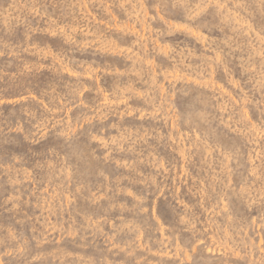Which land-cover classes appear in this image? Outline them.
Wrapping results in <instances>:
<instances>
[{"label":"clouds","instance_id":"obj_1","mask_svg":"<svg viewBox=\"0 0 264 264\" xmlns=\"http://www.w3.org/2000/svg\"><path fill=\"white\" fill-rule=\"evenodd\" d=\"M127 2L131 9L129 19L139 16L150 24L147 11H153L157 20L161 14L171 16L179 12L185 24L197 30L207 27L199 19L200 14L209 7L207 0H199V2L136 0L135 3L127 0ZM145 4L149 7L145 8ZM119 6L123 7V5ZM77 7H83V4L73 3L68 8L66 0H0V18L4 21V27H0V33H3L0 35V57L11 58L12 63L9 66L14 64L16 67L22 94H27L28 97L35 94L39 97L36 108L27 106L20 109L22 116L17 117L14 126L0 122V181L7 177L6 183L14 187L23 185L26 181L34 183L36 187L31 189V197L35 199V206L43 209L42 215L47 213L44 215L42 228L37 229L32 225L30 232L26 230L25 225L32 217H28L26 213L16 221L21 225L20 229L5 228L0 225V264H138L132 259L140 251L136 238L126 241L122 246L114 245L119 250L113 255L120 256L123 253L125 257L118 261L107 258L99 262L86 261L83 256L77 254L76 250L88 248L98 236L103 235L107 238L103 228L109 223L107 217L113 209L121 208V211L135 209L142 212L149 197L160 192L162 185L168 186L165 183L168 179L165 170L171 173L179 162L165 160L153 144L157 147H173V143L182 145L184 140L191 145L190 149H180L182 153L187 152L186 165L197 167L193 163V157H200L197 183L192 186L193 195L197 200L191 205L184 204L182 198L174 191L171 193L172 198L181 203L182 212L179 214L180 219L176 228L169 230L172 238L169 248L176 247L175 241L180 233L191 231L192 247L178 248L181 255L187 250L191 258L194 251L213 247L224 250L223 258L210 257L202 260L201 264H264V243L258 245L254 242V236L248 235L249 229L254 231L256 226L248 222L242 213L238 215L239 210H234L232 203L234 200L238 201L248 210L256 207L259 212L260 227L264 228V142L259 144V155L251 162L239 147L224 150L218 143L209 144L208 135L203 129L208 126L210 117L215 119L213 101H218L219 97L209 96L204 102L205 111L198 112L195 119L185 117L183 114L185 107L173 104L170 96L176 95L180 101H183L196 90L187 85L176 88L173 82L169 88V95L162 97L161 85L157 82L153 68L150 66L152 60L148 59L151 54L145 51L142 42H137L140 45L138 49L140 56L123 70H117L107 63L102 69L99 66L93 68L97 63L95 60L89 62L76 59L77 53L83 55L93 43L103 47L99 26L86 24L84 21L88 19L87 14L81 16L79 12L71 10ZM49 8L53 11L50 12ZM57 8L60 9L59 14L56 13ZM227 15L230 20L239 17L236 21L237 25L245 19H253L255 15L264 18V0H231V11ZM37 17L44 20L47 27H41ZM17 27L23 28L24 42L13 44L10 40H5L4 36L15 35ZM46 32L62 37L64 43L69 46L67 50H61L58 56L63 69L70 68L74 79L65 77L63 72L57 69L54 76L42 86L34 82L45 53H50L51 49L48 45L41 48L32 41V37L36 33ZM233 32L237 39H246V44L243 45L246 49V58L242 56L238 65L241 71L237 96L247 104L260 106L259 110L264 115V29H261L260 34L251 36L248 35L251 32L250 28L245 31L240 27H233ZM172 34L173 25L170 23L164 31L154 33L157 39ZM230 41L231 38L221 43L230 44ZM239 47L240 45L233 46L232 51ZM219 50L224 53L226 60L232 54L225 48ZM155 52L154 46L153 53ZM25 53L39 56L40 59L29 62ZM176 55L180 59L176 61L173 71L183 70L184 61L190 57L185 56L183 52ZM146 62L149 65L147 67ZM227 62L233 63L230 60ZM208 67L210 65L207 63L202 65L201 70L195 73L197 78L207 75ZM3 70L0 68V71ZM97 70L102 72V79L103 74L111 73L110 87L98 86L94 80L85 79L89 73ZM230 82L236 83V81ZM85 91L94 94L91 103L89 97L84 95ZM257 93L259 99L254 102L253 98ZM192 98L198 99V97ZM129 101L137 102L140 106L132 107ZM243 106L241 105V108ZM232 107L233 115L238 114L235 106ZM121 111L124 114L123 119ZM69 112L72 113L71 117L66 115ZM130 112L146 113L145 119H153L154 126L146 128L143 123L130 126L126 119ZM10 115L15 116L16 110H11ZM219 119L222 123L223 118ZM169 120L175 121L174 131L165 128ZM237 123L243 124L244 118L242 117ZM260 128L264 129V121H261ZM189 133L195 135L190 137L187 135ZM173 135L177 139L170 142ZM260 136L264 137V131L260 132ZM181 137L183 139H180ZM97 138L105 141L109 153L116 156L125 153L134 157L126 165H120L128 170L127 175L120 177V181H127V185L115 183L104 192V199L109 202L107 207H101L99 204V189L93 192L90 180L80 173L79 157L73 147L74 143L78 142L79 147L87 151ZM42 140L47 143L41 149L33 147ZM247 143L257 144V140L251 137ZM173 150L175 151L176 148ZM251 151L256 153L257 148L254 147ZM90 157L93 160L104 159L98 158L95 153H90ZM110 159L111 162H115V159L111 157ZM241 161L249 167L241 176L237 186L233 183V178L243 167ZM142 167L151 168V172L145 174L141 170ZM97 176L104 177L105 173L98 171ZM134 185H143V190L133 197L135 204L132 208L122 207L115 202V197L130 192ZM2 187L3 184L0 183V188ZM27 194L16 188L9 200L3 203H11L13 207L8 211L19 213L29 204V200L22 199ZM65 194L71 196L68 202L72 205L71 211L65 206L63 200ZM77 200L84 201L85 206L77 207ZM201 200L204 204L210 205L211 212L204 227L196 229L194 225L199 223V215H202L199 213ZM98 211L101 216L94 220ZM65 213L69 217L67 221L63 220ZM49 216H57L60 226L52 225L48 220ZM76 218H79V223ZM63 224H68V227L64 228ZM189 225L193 227L190 229ZM112 231L118 235L123 229L117 226ZM135 231L138 235L139 229ZM53 232L59 233L58 243L57 238L52 235ZM209 236L215 238L211 244L208 240ZM149 239L151 240V237ZM153 243L164 245L166 241L157 238ZM140 264H153V261L145 257ZM185 264H188V260H185Z\"/></svg>","mask_w":264,"mask_h":264},{"label":"rangeland","instance_id":"obj_2","mask_svg":"<svg viewBox=\"0 0 264 264\" xmlns=\"http://www.w3.org/2000/svg\"><path fill=\"white\" fill-rule=\"evenodd\" d=\"M131 2L135 3L136 0H131ZM194 2H199V0H194ZM207 2L209 3V7L199 16V19L207 27L197 30V28L185 24L179 12L171 16L161 14L157 20L153 11H147V17L151 20L150 24L139 16H133L129 19L131 9L127 0H66L68 8L73 3L83 4V7L71 10L79 12L81 16L87 14L88 19L84 22L86 24L98 25L101 30L100 40L103 41V47L98 43H93L92 47L83 55L77 53L76 59L87 60L89 62L95 60L97 63L93 65V68L99 66L102 69L103 65L107 63L113 65L117 70H123L125 67L130 66L136 57L140 56V52L138 51L140 45L137 42L144 43L145 51L151 54L148 59L152 60L150 66L153 68V74L156 75L157 82L161 85L160 95L162 97L169 95V88L173 82H175L176 88L187 85L196 90L190 93L189 97H185L183 101H180L176 95L170 96L173 104L185 107L184 116L192 119H195L198 112L205 111L204 102L209 96L219 97L218 101H213L215 105V119L210 117L208 126L203 129L208 135L209 144L218 143L224 150L239 147L241 152L251 162L259 155V144L264 142V137L260 136V132L264 131V129L260 128L261 121H264V115L259 110L260 106L254 107L252 104H247L237 96V92L239 91V73L241 71L238 65L241 62L242 56L246 58V49L243 47L246 44V39H237L233 32V27H240L245 31L250 28L251 32L248 35H257L260 34L261 29H264V18L255 15L253 19H245L237 25L236 21L239 17H233L230 20L227 15L231 11V0H207ZM119 5H123V7ZM148 7L149 5L145 4V8ZM49 11L52 12L53 9L49 8ZM59 11L60 9L57 8L56 13L59 14ZM53 19H55V16H53ZM37 20H39L41 27H47L44 20L39 17H37ZM35 23L36 21L34 20L33 24L35 25ZM169 23L173 25V34L157 39L154 33L164 31ZM0 27H4L2 18H0ZM0 35H3V33H0ZM149 37H151L150 40ZM229 38H231L230 44L221 43V41H228ZM4 39L10 40L13 44L23 43V28L17 27L14 36H4ZM32 41H35L41 48L48 45L51 49L50 53H45L44 59L40 63L39 73L34 78L35 83L42 86L54 76L57 69L62 71L65 77L74 79L70 68L67 70L63 69L62 62L58 56L61 50H67L69 47L64 43L62 37L53 36L50 32L36 33L32 37ZM153 41L155 44H153ZM235 45H240V47L232 51V47ZM154 46L156 48L155 53H153ZM220 48H225L232 52L227 60L224 53L219 50ZM180 52H183L185 56H189L190 58L184 61L185 67L183 70L177 69L173 71L176 61L180 59L176 54ZM25 57L29 62L40 59L39 56H31L28 53H25ZM129 57H132V59H129ZM228 60L233 63L229 64ZM11 63L10 57H0V68L4 69L0 71V122L14 126L17 117L22 116L20 109L27 106L36 108V101L39 100V97L35 94L32 97L22 94L23 90L19 87L16 67L14 64L9 66ZM205 63L210 65L208 67V74L202 78H197L195 73H198ZM145 66H149L147 62ZM165 76H167V79H165ZM85 79L88 81L94 80L98 86L110 87L112 84L111 73L103 74L102 79V72L100 70L89 73ZM230 81H236V83H231ZM137 87L139 88V86ZM84 95L89 97L90 103L94 100V94H89L85 91ZM192 97H198V99H193ZM253 99L254 102L258 100L259 94L257 93ZM105 100H107L106 94ZM128 103L132 107L140 106L134 101H129ZM241 105L244 106L241 108ZM232 106H235L238 114L233 115ZM13 109L16 110L15 116L10 115ZM66 115L71 117L72 113L69 112ZM145 115L146 113L144 112H130L126 118L127 123L130 126L143 123L146 128L154 126L155 121L151 118L146 120ZM220 117L223 118L222 123L220 122ZM242 117L244 118V123H237ZM121 118H124L123 111H121ZM69 122L71 123V120ZM161 123L164 122L161 121ZM165 128L174 131L175 121H167ZM73 131H78V129H73ZM187 135L191 137L195 134L189 133ZM251 137L256 138L257 144L247 143ZM176 139L177 137L173 135L170 142H174ZM180 139H183V137ZM46 143L47 141L42 140L40 144H36L33 147L41 149ZM73 147L79 157L78 168L80 173L86 175L90 180L93 192L99 189V204L101 207H107L109 202L104 199V192L115 183L127 185V181L121 182L120 177L127 175L128 170L126 167H121L120 165H126L134 157L125 153H120L118 156L109 153L107 151L108 145L100 138L95 139L87 151L79 147L78 142L74 143ZM153 147H156L157 152L165 160L173 163L179 162L178 166L171 173L165 170V175L168 176L165 183L168 186L164 187L162 185L160 192L150 196L142 212L135 209L133 211H121V208L113 209L107 217L109 223L103 228V232L107 234V238L103 235L98 236L95 242L88 248L76 250L77 254L83 256L86 261L99 262L105 258L115 261L125 259L123 253L120 256L113 255L119 250L114 245L122 246L132 238H136V243L140 249L136 253V256L132 258L138 264L145 257L153 261V264H156V262H159V264H185V260H188V264H193V262L194 264H201L202 260L210 257L223 258L224 250L213 247H209L203 251H194L191 258H189L187 250L181 255L177 250L178 248L188 249L192 247L191 231L180 233L175 241L176 247L169 248V245L172 244L169 230L176 228L180 219L179 214L182 212L181 203L174 200L171 193L174 191L178 197L182 198L184 204L191 205L196 202L197 197L193 195L192 186L197 183L200 157H193V163L197 167L194 168L186 165L185 157L187 152L182 153L180 149L191 148L187 140H184L182 145L173 143V147H157L154 144ZM254 147L257 148L256 153L251 151ZM173 148H176V150L174 151ZM90 153H95L98 158L103 157L104 159L93 160L90 157ZM110 157L115 159L114 163L111 162ZM241 164L243 167L236 172L233 178V183L237 186H239L241 176L249 167L243 161H241ZM141 170L145 174L151 172V168L147 167H142ZM98 171H103L105 176L98 177ZM6 181L7 177H4V180L0 181L3 184V187L0 188V205H3L0 207V225L5 228L14 227L20 229L21 225L17 224L16 221L21 219L23 214L26 213L28 217H32L31 221L25 225L26 230L30 232L32 225H35L37 229H41L44 225V215H47V213L42 215L43 209L37 208L35 206V199L31 197V189L35 188L36 185L26 181L23 185L14 187L6 183ZM16 188H19L21 192L28 193L22 199L29 200V204L23 207L19 213L8 211L9 208L13 207L11 203H3L9 200V197L16 191ZM142 190L143 185H134L130 192L115 197V202L122 207L132 208L135 204L133 197L140 194ZM63 200L65 206L71 211L72 205L68 203L71 200V196L65 194ZM232 203L234 210H239L238 215L242 213L248 222L256 226L254 231L249 229L248 235L254 236L256 244L264 243V228L260 227L257 208L253 207L251 210H248L238 201L234 200ZM201 205L199 213H202V215H199V223L194 225L196 229L204 227L211 212L210 205L204 204L203 200H201ZM76 206L83 207L85 206V202L77 200ZM100 216L101 213L98 211L93 219H99ZM68 219V214H63V220L67 221ZM48 220L52 225L60 226L57 216H49ZM76 220L77 223L80 222L79 218H76ZM117 226L123 229L118 235L112 231ZM63 227L67 228L68 224H63ZM192 227L193 225H189L190 229ZM135 229H139L138 235ZM156 229H159V231H156ZM52 235L57 238L58 243L59 233L53 232ZM149 237H151V240ZM157 238L161 241H166V243L164 245L154 244L153 241ZM208 240L211 244L215 238L209 236Z\"/></svg>","mask_w":264,"mask_h":264},{"label":"bare ground","instance_id":"obj_3","mask_svg":"<svg viewBox=\"0 0 264 264\" xmlns=\"http://www.w3.org/2000/svg\"><path fill=\"white\" fill-rule=\"evenodd\" d=\"M168 150V149H167ZM16 217V216H15ZM149 223V222H148ZM79 255V254H78Z\"/></svg>","mask_w":264,"mask_h":264}]
</instances>
